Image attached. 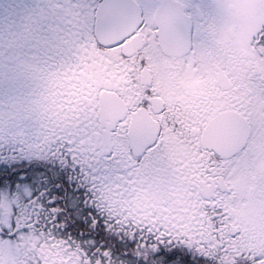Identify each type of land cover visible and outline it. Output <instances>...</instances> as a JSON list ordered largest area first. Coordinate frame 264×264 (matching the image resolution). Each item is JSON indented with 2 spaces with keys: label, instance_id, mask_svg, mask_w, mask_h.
I'll return each instance as SVG.
<instances>
[{
  "label": "snow or ice",
  "instance_id": "snow-or-ice-1",
  "mask_svg": "<svg viewBox=\"0 0 264 264\" xmlns=\"http://www.w3.org/2000/svg\"><path fill=\"white\" fill-rule=\"evenodd\" d=\"M0 264H264V0H0Z\"/></svg>",
  "mask_w": 264,
  "mask_h": 264
}]
</instances>
